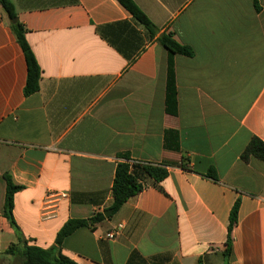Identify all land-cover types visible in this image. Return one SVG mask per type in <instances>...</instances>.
<instances>
[{
    "label": "crops",
    "instance_id": "1",
    "mask_svg": "<svg viewBox=\"0 0 264 264\" xmlns=\"http://www.w3.org/2000/svg\"><path fill=\"white\" fill-rule=\"evenodd\" d=\"M258 1L260 10L252 0H133L160 34L194 51L173 56L176 114L166 103L169 52L117 0H11L42 71L30 96L0 5V264L17 243L5 175L23 187L13 217L29 246L54 247L68 221L104 215L59 247L75 264H264V162L241 158L253 138L264 142ZM123 162L169 174L157 183L132 169L143 191L106 217Z\"/></svg>",
    "mask_w": 264,
    "mask_h": 264
},
{
    "label": "trees",
    "instance_id": "2",
    "mask_svg": "<svg viewBox=\"0 0 264 264\" xmlns=\"http://www.w3.org/2000/svg\"><path fill=\"white\" fill-rule=\"evenodd\" d=\"M133 17L135 22L142 26L148 33L150 39L157 37L158 42L169 52V66L167 77V110L170 113L176 114L177 112V99H176V84H175V71L173 56L175 54L192 57L194 51L188 46L180 44L173 36L172 33L160 34L159 29L149 20V18L141 11V9L133 2V0H117ZM256 9L260 10L259 1L252 0ZM5 13L10 20L16 19L17 14L11 0H0ZM10 27L17 39V42L21 46L25 60L27 63V81L24 88L26 96H30L37 93L40 88V80L42 71L36 60V57L31 50V47L26 38V30L19 22L11 23ZM251 157L264 162V142L259 138H253L248 146L243 151L241 158L244 161H248ZM141 167L143 171L155 182L159 183L168 177V170L159 165L153 164H140L123 162L119 163L116 168L114 183L112 187L113 204L111 211L116 213L121 207L132 197L136 196L143 191L144 186L139 181V177L132 171V169ZM186 169L187 167L184 166ZM206 176L214 181H218L217 173L215 169H210ZM6 181V198L4 207V216L9 221L11 226L15 229L17 235V243L12 244L5 252L6 255L16 257L20 261L12 264H75L62 256L59 247L63 241L73 234L76 230L82 227H89L94 229L97 224L101 223L105 217L103 214H96L88 220H70L59 231L56 238V246L49 249H42L36 246H29L20 232L14 217V196L16 193L23 189L22 186L16 185L10 175H5ZM240 203L234 205L229 224V235L227 241V253L231 251L232 245V232L238 221V211Z\"/></svg>",
    "mask_w": 264,
    "mask_h": 264
},
{
    "label": "rangeland",
    "instance_id": "3",
    "mask_svg": "<svg viewBox=\"0 0 264 264\" xmlns=\"http://www.w3.org/2000/svg\"><path fill=\"white\" fill-rule=\"evenodd\" d=\"M19 261L20 260L18 258H16V257H10V256H8V257H6L4 259V261L1 264H12V263H17Z\"/></svg>",
    "mask_w": 264,
    "mask_h": 264
},
{
    "label": "built area",
    "instance_id": "4",
    "mask_svg": "<svg viewBox=\"0 0 264 264\" xmlns=\"http://www.w3.org/2000/svg\"><path fill=\"white\" fill-rule=\"evenodd\" d=\"M122 228V226H118V228L116 230H114L113 232H111L110 234L107 235V237L109 239H113L116 235V233Z\"/></svg>",
    "mask_w": 264,
    "mask_h": 264
},
{
    "label": "water",
    "instance_id": "5",
    "mask_svg": "<svg viewBox=\"0 0 264 264\" xmlns=\"http://www.w3.org/2000/svg\"><path fill=\"white\" fill-rule=\"evenodd\" d=\"M18 20H17V18L16 19H13V20H11V23H16ZM113 213V211H107V212H105V216L107 217V216H109L110 214H112Z\"/></svg>",
    "mask_w": 264,
    "mask_h": 264
}]
</instances>
